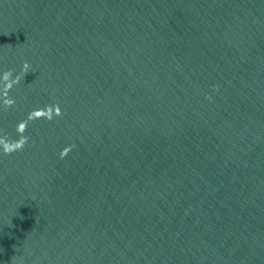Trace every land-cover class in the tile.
Listing matches in <instances>:
<instances>
[{"label": "water", "instance_id": "1", "mask_svg": "<svg viewBox=\"0 0 264 264\" xmlns=\"http://www.w3.org/2000/svg\"><path fill=\"white\" fill-rule=\"evenodd\" d=\"M24 62L0 264H264V0H0Z\"/></svg>", "mask_w": 264, "mask_h": 264}, {"label": "clouds", "instance_id": "2", "mask_svg": "<svg viewBox=\"0 0 264 264\" xmlns=\"http://www.w3.org/2000/svg\"><path fill=\"white\" fill-rule=\"evenodd\" d=\"M30 65L24 62L19 74L13 76L12 70L5 71L2 76H0V108L4 111H8L13 108L16 101L13 97L9 95L13 87L20 83L24 76L29 72ZM213 91H218V86L213 87ZM209 102L212 101V96L207 95L205 97ZM63 115L62 109L59 103H53L45 105L42 108L33 109L27 113L26 118L20 120L15 127L17 133L16 139H11L7 133L0 136V151L3 155H11L16 152H20L28 144L30 137L25 135L28 125L37 120H47L52 121L54 118L61 117ZM72 146L64 147L59 156L61 159L65 158L71 150Z\"/></svg>", "mask_w": 264, "mask_h": 264}]
</instances>
